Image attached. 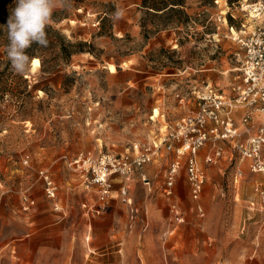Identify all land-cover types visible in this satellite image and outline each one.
<instances>
[{
	"label": "rangeland",
	"instance_id": "374dc122",
	"mask_svg": "<svg viewBox=\"0 0 264 264\" xmlns=\"http://www.w3.org/2000/svg\"><path fill=\"white\" fill-rule=\"evenodd\" d=\"M67 2L48 24L86 42L83 52L58 61L55 72L37 58L23 75L0 61V264H264V198L256 191L264 173L229 144H221L222 161L205 163L215 149L208 143L194 200L187 157L163 141L197 111L198 92L235 95L243 50L232 29L264 25L253 10L264 0H187V16L158 32L160 19L142 0ZM105 4L113 15L101 29ZM45 59L52 66L55 55ZM155 146L154 160L130 180L113 176L105 202L88 165L77 162L81 154L134 158ZM172 160L180 168L167 196ZM127 185L131 204L121 193Z\"/></svg>",
	"mask_w": 264,
	"mask_h": 264
},
{
	"label": "built area",
	"instance_id": "2783aa9c",
	"mask_svg": "<svg viewBox=\"0 0 264 264\" xmlns=\"http://www.w3.org/2000/svg\"><path fill=\"white\" fill-rule=\"evenodd\" d=\"M253 10L264 15V4L258 2ZM234 40L243 50L242 81L234 88L235 95L229 97L224 93L208 89L198 92L199 107L196 112L185 116L163 141L170 142L168 150L175 146L178 158L187 157V174L194 200H199L205 183V174L200 167L198 154L208 143L213 145L214 152L208 154L205 163H218L223 160L225 151L221 144H229L238 154L241 162L248 161L254 173H264V25L257 26L252 32L234 31ZM243 112L237 121L236 114ZM159 147H146L134 158L123 155H101L94 158L81 154L77 162L88 165L90 183L98 188L100 199L105 202L112 192L111 179L122 175L130 180L135 171L154 160ZM180 161L171 164L166 174L165 194L171 196L175 185ZM242 176V171H238ZM144 181H149L143 178ZM129 186H124L121 193L124 201L131 204L128 197ZM256 191L264 198V188ZM254 205V204H252ZM200 208V207H198ZM201 209V208H200ZM202 213V209L200 210ZM203 215V213H202Z\"/></svg>",
	"mask_w": 264,
	"mask_h": 264
},
{
	"label": "trees",
	"instance_id": "16d2710c",
	"mask_svg": "<svg viewBox=\"0 0 264 264\" xmlns=\"http://www.w3.org/2000/svg\"><path fill=\"white\" fill-rule=\"evenodd\" d=\"M186 2L187 0H142V8H144L150 16L160 19V22L156 23V28L154 30L155 32H158L170 27L174 16L177 14L185 17L187 16V13L183 9ZM15 7L16 0H0V47H6L9 43L6 27L11 11ZM109 7H111L110 4H105L106 10L101 16V29H104L109 17L113 15L111 10H109ZM61 11L62 10L55 11L54 15L57 17ZM45 32L48 41L46 47H42L34 43L26 50V54L29 56L30 62L34 58L39 59L43 69L55 72L58 61H69L73 55L84 51L83 46L86 45V42H73L72 40H68L52 25L47 24ZM50 53L55 55V62L52 66H47L45 57ZM0 61L10 64L5 51L4 58L0 59ZM4 90L6 91V86L0 84V92Z\"/></svg>",
	"mask_w": 264,
	"mask_h": 264
},
{
	"label": "clouds",
	"instance_id": "9594fccd",
	"mask_svg": "<svg viewBox=\"0 0 264 264\" xmlns=\"http://www.w3.org/2000/svg\"><path fill=\"white\" fill-rule=\"evenodd\" d=\"M67 0H16V7L12 9L7 21V38L9 43L5 52L11 64V70L23 75L30 66V58L26 50L34 43L46 47V26L53 11L66 8ZM117 11L114 18H120Z\"/></svg>",
	"mask_w": 264,
	"mask_h": 264
},
{
	"label": "bare ground",
	"instance_id": "6f19581e",
	"mask_svg": "<svg viewBox=\"0 0 264 264\" xmlns=\"http://www.w3.org/2000/svg\"><path fill=\"white\" fill-rule=\"evenodd\" d=\"M109 69H110V71H111L112 73H114V72L116 71V68H115L114 65H110Z\"/></svg>",
	"mask_w": 264,
	"mask_h": 264
},
{
	"label": "crops",
	"instance_id": "0c3cea01",
	"mask_svg": "<svg viewBox=\"0 0 264 264\" xmlns=\"http://www.w3.org/2000/svg\"><path fill=\"white\" fill-rule=\"evenodd\" d=\"M174 160H176V159H174ZM174 160H172V162H174ZM172 162H171V163H172ZM170 166H171V165H170Z\"/></svg>",
	"mask_w": 264,
	"mask_h": 264
}]
</instances>
